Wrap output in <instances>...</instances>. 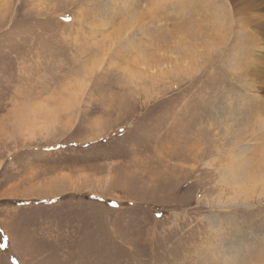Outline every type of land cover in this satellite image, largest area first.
I'll return each instance as SVG.
<instances>
[{
    "label": "rangeland",
    "instance_id": "1",
    "mask_svg": "<svg viewBox=\"0 0 264 264\" xmlns=\"http://www.w3.org/2000/svg\"><path fill=\"white\" fill-rule=\"evenodd\" d=\"M262 30L264 0H0V264H264Z\"/></svg>",
    "mask_w": 264,
    "mask_h": 264
},
{
    "label": "bare ground",
    "instance_id": "2",
    "mask_svg": "<svg viewBox=\"0 0 264 264\" xmlns=\"http://www.w3.org/2000/svg\"><path fill=\"white\" fill-rule=\"evenodd\" d=\"M76 13V12H75ZM258 18V17H257ZM260 18V17H259ZM249 22V21H248ZM261 22V21H260ZM258 24V23H257ZM258 28V27H257ZM262 29V28H261ZM251 30H253V31H256V26H253V28L251 29ZM258 30H259V28H258ZM263 31V30H262ZM244 33H246V34H248V30L247 31H243ZM243 32H241V34L243 33ZM257 32V31H256ZM264 32V31H263ZM252 33V32H251ZM258 33V32H257ZM258 34H261V33H258ZM252 35H253V33H252ZM242 36H245L244 34H242ZM260 36V35H259ZM264 36V35H263ZM262 35H261V37H263ZM241 37V36H240ZM249 36H247V38H248ZM254 37H257V36H254ZM243 38V37H242ZM257 38H259V37H257ZM256 38V39H257ZM245 39V38H244ZM262 40V39H261ZM249 41H252V40H249ZM260 41V40H259ZM255 42V41H254ZM105 43V42H104ZM249 43H251V42H249ZM260 43V42H259ZM246 45V44H245ZM244 45V46H245ZM242 48H241V50H242V52H243V50H244V47H243V45L241 46ZM247 47V46H246ZM260 48V47H259ZM262 48V47H261ZM258 49V48H257ZM264 50V49H263ZM256 54V53H255ZM254 54V55H255ZM258 54V53H257ZM252 55V54H251ZM245 57V56H244ZM261 57H262V55H261ZM260 57V58H261ZM246 58H248V56L246 57ZM252 58V57H251ZM249 59V58H248ZM255 59V58H254ZM259 59V58H258ZM257 59V60H258ZM264 60V59H263ZM243 61V60H242ZM247 64H248V62H247ZM259 64H260V62H258V66H259ZM263 64V63H262ZM249 65H251V64H249ZM256 65H257V62H256ZM261 66V65H260ZM264 66V65H263ZM146 67V66H145ZM254 67V66H253ZM256 67V66H255ZM264 68V67H263ZM139 69H141V68H139ZM249 69H252V68H249ZM262 69V68H261ZM248 70V69H247ZM254 70V69H253ZM256 70V69H255ZM252 72V71H251ZM138 73H144V71L143 70H138ZM250 73V72H249ZM261 73V72H260ZM254 74H255V72H254ZM253 74V75H254ZM262 75V74H261ZM264 75V74H263ZM253 80H254V78L253 77H251ZM249 79V78H248ZM252 80V81H253ZM251 81V82H252ZM251 82H249L248 81V84L249 83H251ZM254 83H257V82H254ZM241 101V100H240ZM261 137V136H260ZM264 141V140H263ZM245 148H240L239 149V154H241L242 155V163H239V164H235L232 168H230V171L232 172V174L234 175V176H236V175H239V176H242V177H244V176H246V175H244L243 176V174H242V172H244L245 170H246V168L248 167L247 166V164H248V157H246V156H244V152H245ZM263 157H264V151H263ZM262 161L264 162V158L262 159ZM258 162V161H257ZM249 167H251V166H249ZM249 176V175H248ZM244 178H246V177H244Z\"/></svg>",
    "mask_w": 264,
    "mask_h": 264
},
{
    "label": "snow or ice",
    "instance_id": "3",
    "mask_svg": "<svg viewBox=\"0 0 264 264\" xmlns=\"http://www.w3.org/2000/svg\"><path fill=\"white\" fill-rule=\"evenodd\" d=\"M123 131V130H122ZM113 206H115L114 204H113ZM159 216H160V213H157V217L159 218Z\"/></svg>",
    "mask_w": 264,
    "mask_h": 264
}]
</instances>
